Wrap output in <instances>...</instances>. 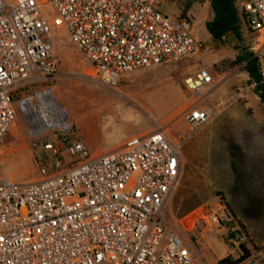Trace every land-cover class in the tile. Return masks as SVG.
Here are the masks:
<instances>
[{"label": "built area", "instance_id": "obj_1", "mask_svg": "<svg viewBox=\"0 0 264 264\" xmlns=\"http://www.w3.org/2000/svg\"><path fill=\"white\" fill-rule=\"evenodd\" d=\"M158 1L0 0V147L18 107L40 176L24 184L0 179V264H200L191 250L197 233L184 232L186 239L164 223L181 178L180 145L153 131L92 154L53 89L34 91L57 73L53 28L67 30L108 87L124 74L202 50L193 24L168 18L156 9ZM47 4L56 15L52 21L42 11ZM240 6L252 38L247 52L259 61L264 84V0H241ZM212 83L206 70L185 80L194 93ZM25 89L33 94L15 104ZM210 119L209 111L187 116L195 128ZM201 214L193 229L202 220L243 246L245 235L219 198ZM241 264H264V247Z\"/></svg>", "mask_w": 264, "mask_h": 264}, {"label": "rangeland", "instance_id": "obj_2", "mask_svg": "<svg viewBox=\"0 0 264 264\" xmlns=\"http://www.w3.org/2000/svg\"><path fill=\"white\" fill-rule=\"evenodd\" d=\"M156 9L172 20L188 19L203 49L174 63L124 74L108 87L97 80L67 30L53 28L51 61L57 73L34 91L53 89L58 106L67 111L92 154L108 153L131 137L153 131L178 143L181 178L164 211V223L186 239L197 233L191 250L200 264L236 259L241 245L232 244L227 231L202 220L195 229L192 224L206 203L219 198L242 229L243 246L249 252L264 247V112L244 63L236 61L252 38L244 35L243 42L214 43L205 29L213 16L209 0H159ZM42 11L49 21L56 18L50 4ZM201 70L210 74L212 85L200 93L189 91L185 80ZM32 94L21 91L15 104ZM192 111H209L211 119L192 127L187 120ZM15 113L0 147V179L24 184L40 176L26 118L18 107Z\"/></svg>", "mask_w": 264, "mask_h": 264}, {"label": "trees", "instance_id": "obj_3", "mask_svg": "<svg viewBox=\"0 0 264 264\" xmlns=\"http://www.w3.org/2000/svg\"><path fill=\"white\" fill-rule=\"evenodd\" d=\"M240 3L241 0H209L213 16L210 21L205 23V29L214 43L225 44L231 40L243 42L244 35H248V28ZM245 44L243 46L244 53L237 56L236 61L237 63H244L245 72L249 76L250 82L255 84L254 92L259 98L264 112V84L261 82L258 70L259 61L248 54L249 41ZM188 213L186 212L183 216ZM249 255V250L245 246H241V254L238 258L227 257L219 261L218 264H241Z\"/></svg>", "mask_w": 264, "mask_h": 264}, {"label": "crops", "instance_id": "obj_4", "mask_svg": "<svg viewBox=\"0 0 264 264\" xmlns=\"http://www.w3.org/2000/svg\"><path fill=\"white\" fill-rule=\"evenodd\" d=\"M209 37H210V36H209ZM221 81H222V80H219L220 83H221ZM139 135H143V134L141 133V134H139ZM139 135H137V136H139ZM144 135H145V134H144ZM134 137H135V136H134ZM85 142H86V141H85ZM86 144H87V142H86ZM122 144H123V143H122ZM122 144H120L119 146H121ZM119 146H117V147L114 148L113 150L117 149ZM113 150H111V151H113ZM111 151H109V152H111ZM109 152H108V153H109ZM96 154H105V153H95V155H96Z\"/></svg>", "mask_w": 264, "mask_h": 264}]
</instances>
